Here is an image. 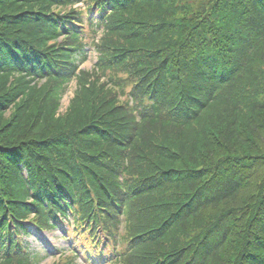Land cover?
<instances>
[{
	"label": "trees",
	"instance_id": "trees-1",
	"mask_svg": "<svg viewBox=\"0 0 264 264\" xmlns=\"http://www.w3.org/2000/svg\"><path fill=\"white\" fill-rule=\"evenodd\" d=\"M66 220L101 264H264V0H0V264Z\"/></svg>",
	"mask_w": 264,
	"mask_h": 264
},
{
	"label": "rangeland",
	"instance_id": "rangeland-1",
	"mask_svg": "<svg viewBox=\"0 0 264 264\" xmlns=\"http://www.w3.org/2000/svg\"><path fill=\"white\" fill-rule=\"evenodd\" d=\"M94 58L95 54L93 52L89 53L85 62L81 64L80 69L90 70L95 63ZM74 89L75 83H72L70 89L62 99L61 112L66 110L69 100L73 96ZM64 229L65 227L62 228V230ZM25 242H27L29 244V248L40 257L41 261L39 264H56L61 262L63 259H59L60 253H56L58 251L64 252L66 256H70L72 254L70 240L66 241L63 239L58 230L47 234L31 233L29 237H26Z\"/></svg>",
	"mask_w": 264,
	"mask_h": 264
}]
</instances>
